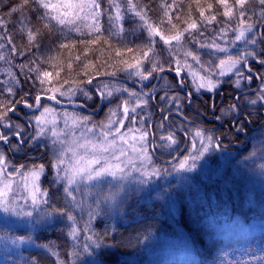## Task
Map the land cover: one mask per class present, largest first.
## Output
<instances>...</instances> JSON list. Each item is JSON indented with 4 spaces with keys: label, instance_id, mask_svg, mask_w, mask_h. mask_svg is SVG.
I'll use <instances>...</instances> for the list:
<instances>
[{
    "label": "snow or ice",
    "instance_id": "obj_1",
    "mask_svg": "<svg viewBox=\"0 0 264 264\" xmlns=\"http://www.w3.org/2000/svg\"><path fill=\"white\" fill-rule=\"evenodd\" d=\"M193 2L196 4V11L199 12V17L195 18L193 16L191 4H189L187 18L182 19L177 14L175 20L180 23H175L172 14L169 12V9L176 8L175 0H173L172 4H168L166 0H161L159 7L162 10V15L158 21H153L149 16V5H142L138 0H127V12L131 13L139 22L137 28L133 29V33L139 31L144 35L142 43L130 46V42H125L124 40L125 29L122 23L124 21V12L121 10L122 5L119 3V0H108L111 12H109L110 27L107 36H105V30L101 23V16L105 14L106 10L102 7L100 0H20L18 4L10 7L6 15L12 17L13 14L20 13L17 23L20 32L26 37V50L31 51L33 47L39 49L44 36L43 30H46L49 38L59 33L57 37L59 40L57 49L59 51L56 55H50L46 59L39 58V64L47 63L53 71L41 70L39 65L28 69L30 72L36 74L35 79L39 82V88L34 97L35 104L28 103L24 97L15 102L0 100V109H2L0 111V126L9 130L15 127L17 131L12 133V135L18 139H22L21 132L23 129L21 126L12 125L8 122V113L14 112L16 105L23 104L27 108H39L42 96H46L48 100L60 103L56 99L57 93L61 96H67L70 102L71 97L76 92H80L85 98L91 99L90 93L81 87V84H92V70H95L97 75L112 77H115L118 72H123L129 79L137 78L141 82L150 80V78L154 77V74L158 77L160 73L166 70L175 71L176 77L180 78L178 82L181 87L184 83L181 74L187 70L188 74L193 78V84L197 90L205 89L209 92L216 89L221 83L219 79H214V77H223L229 73H234L237 77L245 78L240 66L243 64V67L247 68L248 72H252V68L248 63V57L258 59L257 53L253 47V50H247L246 48L237 55L229 54L227 43L228 32L234 33V36L231 38V44L241 41L246 46H255L258 42L257 35L253 34L256 25L252 22V18L248 16L249 6L253 4L260 6L258 15L261 23L264 24V0H215L214 3L211 0H205L204 4L201 3V0H193ZM31 13H35V24L32 22ZM111 13H114V15ZM220 16L224 18L222 21L219 19ZM10 22L11 20L5 21L0 17V27L6 28ZM233 22H235V27L232 26ZM221 23L224 27H221L218 33L210 40L197 38L198 36H204L202 28ZM72 32L76 34L77 38L69 37L68 33ZM248 34L252 35L249 36ZM113 37L117 39L119 46L113 44ZM0 39H3V37H0ZM220 40H225L226 43H218ZM8 43H12L11 38L8 39ZM189 43L196 44L199 48L209 49L210 56H216V54L224 55L217 56L218 63L212 60L203 62L200 54L188 47ZM161 44L163 45V50L172 57L175 68L171 66L167 69L165 68V63L161 60L158 50ZM77 46L82 48V54L73 56L72 53L77 49ZM2 47L3 45L0 44V48ZM64 50L68 52L66 58H62ZM53 51H56V49ZM93 51H99L101 55H104L105 51H107L108 56L104 60L103 65L104 67H112L115 70L112 72H101L92 60H88L85 63L82 60V56L86 59L88 53ZM12 52L15 54L18 50L13 47ZM181 52L183 53V60L177 58ZM19 55H25V51L20 50ZM4 58L3 55H0V60ZM189 58L199 65V70L193 69V65L189 63ZM74 62L83 64L82 69L76 71L75 75H83L88 78L84 81L64 79L63 84L74 85V87H70L67 91L63 90V84L54 86L53 80L59 81L65 65L68 69V75L73 74ZM30 63H36V61H30ZM258 63L264 65V58H259ZM21 67H28V65H21ZM246 78L249 81L252 79L251 76ZM235 83L239 87L240 79H237ZM7 91L10 94L13 92L12 88H8ZM97 93L101 99L112 97L118 93H127V99H123L121 105H119L123 109L125 117L128 116L130 111L135 113L137 108L146 106L148 101L145 97L149 95L148 92L138 93L122 85L107 82L97 88ZM27 95L29 93H25V96ZM163 98L161 97V99ZM132 99L136 101L134 106L130 104ZM170 99L175 100L177 98L171 97ZM257 101L264 102V83L259 88L256 98L249 101V103L256 104ZM230 107L232 110H236L235 105ZM53 111L51 107L44 105L41 114L34 117L37 125V136L45 133V126L47 124L51 123L53 125V128L50 130L52 135L57 137L53 141V145L59 144L60 148L56 152L51 167L56 172V181L65 182L64 193L71 199L74 207H80V205L73 194V185H76V191H79V185L81 184L86 186L93 185L94 182L98 183L102 181L104 177H111L112 181L117 182L116 186L118 190H123L124 181L134 180L139 184H144L148 178L160 175L159 168L151 167V157L147 152V148L143 146L147 137L146 132H142L139 129L136 130L140 132V135L138 138L133 137V140L142 145L140 148H137L136 143L129 145L127 134H122L119 127L115 128L114 131L112 130L114 123L123 125L122 119L117 121L112 119L116 115L115 109L110 110L107 123L101 124L99 142L88 138V133H93L95 128V125L88 127L90 117L79 116L74 113H64L63 117L66 126L70 129H83L81 137L73 139L70 143L60 139L63 132L56 131L55 119H47V116L53 113ZM164 119H167V117H164ZM133 120H135L134 117ZM160 127L162 128L163 124ZM128 131L131 132L132 129ZM191 135L193 138V151H190L189 155L185 156L179 165L174 168L176 171H191L196 166L195 161L209 152L213 146L219 147L220 138L213 136L211 133H206L201 128L192 130ZM109 137H112V139H109ZM33 139H36V137H33ZM117 139L122 145H129L132 153L138 154L136 158L140 160L139 166L136 164V160L130 157L128 152L123 148L119 149L118 156L115 154L117 151ZM160 140L166 142L161 145L162 147H171V145L176 144L175 132L161 135ZM197 140L200 144L199 149L196 148ZM0 141L6 144L9 143V135L0 133ZM77 149H83V154H80ZM109 152L112 153L111 159L117 161L116 163L110 162L109 158L104 155ZM68 153H71L70 159L67 156ZM121 157H127V159L121 160ZM145 161H147V164H145ZM189 161L192 163H189ZM7 169L8 160L5 154L0 151V211L17 216L31 217L33 211L38 210L39 205L48 204V191L47 189H42L39 183L40 177L45 171L44 164H33L26 170L22 164L15 168L14 172L8 173V178H5ZM61 172L63 175H61ZM133 173H138L139 175L133 176ZM15 175H20L23 189L28 193L26 199L31 200L32 210L25 211L23 207H20L18 211L14 198L9 196V193L13 191L15 183L11 177ZM117 194L118 192L110 191L102 199L107 202L114 199ZM99 207L100 199L97 200L96 209L90 213V218H94V215L98 214ZM55 211L64 213V209H56ZM67 219L72 223L69 235L75 237L78 234L75 217L71 212H68ZM84 250L87 251V247ZM58 264H61V262L58 261Z\"/></svg>",
    "mask_w": 264,
    "mask_h": 264
},
{
    "label": "trees",
    "instance_id": "obj_2",
    "mask_svg": "<svg viewBox=\"0 0 264 264\" xmlns=\"http://www.w3.org/2000/svg\"><path fill=\"white\" fill-rule=\"evenodd\" d=\"M19 2L20 0H0V17L5 21L11 20L6 28L0 27V37H3L0 39V44L3 45L0 48V55L5 57L0 60V100L11 99L4 85L5 82L12 81L18 85L15 87V101L24 97L29 102L32 97H35L39 82L35 79L36 74L28 69L39 65L41 70L53 71L49 64H39V58L46 59L50 55L57 54L59 33L49 38L47 31L42 29L44 36L41 47L39 49L33 47L31 51H27L26 37L20 32L17 23L20 13H15L12 17L6 15L10 7ZM100 2L106 10L101 16V23L107 36L111 10L108 0H100ZM138 2L149 5V16L153 21L159 20L162 15L159 7L161 0H138ZM166 2L172 4L173 0H166ZM175 2L176 8L169 9L175 23H180L175 20L177 14L182 19L187 18L189 4H191L193 16L199 17L193 0H175ZM211 2L214 3L215 0ZM119 3L124 12L122 23L125 29V42H130V46L142 43L144 35L139 31L133 33V29L137 28L139 22L127 12V0H119ZM201 3L204 4L205 0H201ZM111 14L114 15V13ZM31 17L35 24V13H31ZM68 35L70 38H77L76 34L68 33ZM9 38L12 40L11 44L8 43ZM113 44L119 46L115 37H113ZM13 47L18 50L15 54L12 52ZM190 47L197 52L196 44L192 43ZM54 49L56 51H53ZM20 50H24L25 55H19ZM158 50L166 69L169 66H175V63L169 59L172 57L165 53L161 45ZM82 51V48L77 46L72 54L73 56L81 55ZM67 55V50H64L62 58H66ZM107 56V51L104 55H101L99 51H93L88 53L86 59L82 56V60L85 63L92 60L101 72H112L114 68L103 65ZM30 61H36V63H30ZM21 65H28V67L22 68ZM82 67L83 64L74 62V72L69 76L65 65L59 81L54 79L53 85L63 84L64 79L86 80L88 78L86 76L75 75V72L80 71ZM122 73L118 72L115 77L121 76ZM91 75L92 77L108 76L97 75L95 70H92ZM130 89L138 92L133 87ZM221 92L226 95L224 89ZM221 92L214 96L215 99L220 97ZM25 93L29 95L25 96ZM198 97L205 98L207 104L202 106L197 104V110L210 115L212 96ZM123 98L125 97L115 94L113 97L104 99L100 115L105 112L107 106L112 104V101L116 100L118 105H121ZM147 107L152 113L153 101L149 100ZM117 111H119L117 115H120L121 107L118 106ZM137 112V110L135 113L131 112V115ZM9 118L15 125L21 126L20 120L10 114ZM9 151L8 154L15 156L12 149ZM8 154L6 152V156ZM45 189L50 191V194L53 192L59 194L58 197L50 198L47 207L52 211L64 209V213L55 211L62 214L63 223H57L33 233L17 231L24 233L22 236L32 238L35 247L23 250L18 256L0 253V264H58V261L61 264H71L73 248L69 232L72 223L67 219V213L71 212L73 215V212L66 207L63 208L60 187L56 182H50ZM163 190L174 191L175 214L166 212L162 200L148 199L151 196L143 199L131 197L128 203L124 204L125 210H121L118 216H112L105 209L98 210V214L92 218L93 234L97 240V247L92 254V264H264V138L256 139L252 136L248 144L235 152L225 163L217 177L213 179L199 177L192 183H187L186 186L175 188L170 182L158 191ZM158 191L152 196L160 197ZM79 214L78 220L82 221L84 216ZM9 233L11 234V231L0 224V234Z\"/></svg>",
    "mask_w": 264,
    "mask_h": 264
},
{
    "label": "rangeland",
    "instance_id": "obj_3",
    "mask_svg": "<svg viewBox=\"0 0 264 264\" xmlns=\"http://www.w3.org/2000/svg\"><path fill=\"white\" fill-rule=\"evenodd\" d=\"M249 8H250V10L248 12V16H250L252 18V22L255 23V25H256V27L254 28L253 34L257 35L258 42L255 46H252V45L246 46L241 41H237L235 44H231V38L234 36V33L229 31L228 32V38H227V43L229 46V54L237 55L238 53L244 51L246 48H247V50H253V47H254V49L256 47H257V49H259V47H260L259 46L260 45L259 35H260V37L261 36L264 37V27L261 28V26L263 24L261 23V19L258 15L260 12V6L258 4H253V5H250ZM219 19L222 21L224 18L222 16H220ZM232 26L235 27V22H233ZM221 27H224V25L222 23L209 25L207 28H202V31H204V36L203 37L198 36L197 38L201 39V40H204V39L210 40L213 36H215L218 33V31ZM206 31H208V32H206ZM72 33L75 34L74 32H72ZM248 35L251 36L252 34H248ZM218 43L225 44L226 41L220 40V41H218ZM190 44H192V43H189L188 47L191 49ZM161 46L163 47L162 44H161ZM197 47H198L197 52L200 54L203 62H208L209 60H212V61L218 63L217 56H223L224 55V54H216V56H210L209 55V51H210L209 49L199 48L198 45H197ZM259 51H262V50L259 49ZM262 52H260V53L263 54ZM165 53L168 54L167 52H165ZM257 55H258V53H257ZM257 57H259V55ZM177 58L183 60V53L181 52ZM251 58L252 57H248V63L250 62L249 60ZM169 59L172 60L171 58H169ZM206 59H207V61H205ZM189 63H191L193 65L194 70H199V65H197V64H195V62L191 61L190 58H189ZM252 65H250V67ZM172 67L175 68V66H172ZM240 68H241V71L244 73V76H246L243 64H241ZM232 75H235V74L229 73L228 75L223 76V77H214V79H219L221 81V83L219 84V86L216 89H214L211 92H209L205 89L197 90L196 86L193 84V78L188 74L187 70L183 71L181 74V78L184 81L182 87L179 85V82H178L180 78H177L176 76L172 77L171 79L173 80V83H171L170 85L173 86L174 88H176L175 90L177 91V94H175L174 96L178 95V96H176L177 97V106H180V104H181V106L184 108L187 105L188 107H191L193 110H196L197 112H199L197 110V107H198V105L200 106V104L197 105V101H195L196 98H198V96H201V95H204V96L205 95L206 96L211 95L212 97H214L218 92H221L222 89H224L226 91V95H224L223 92H221V95L223 96V98L233 97V95L235 93L243 91L242 88H244V82L240 78V86L237 87V86L233 85L234 88L231 87L227 80H228V78H231ZM117 78L128 79L134 83L136 82V84L137 83L138 84H145L143 87H145L146 91H148L149 87L151 86V85H149V83L152 80H154L155 78L158 79L159 76L157 78L156 75L154 74L153 78H150V80L143 81V82L139 81L137 78L129 79L125 73H122V75L117 77ZM163 79H165V78H163ZM106 82L119 84V85H122L124 87L129 88V89L131 87H133L139 93V88L136 85L127 84L125 82L101 80L98 83L97 81H94V82H92V87H90V84L89 85H86V83L81 84V87L85 88V90H87L90 93V95L92 97L91 99L85 98L83 96V94L80 92H76V94L71 97V102L69 101V98L67 96H61V95H59V93L56 94V98L62 102H66V103H73V102L79 101L87 109L94 110L92 113H97V115H88V114L83 115V114L78 113L77 111H74V110L73 111L72 110L71 111L70 110H62V109L56 108V107L52 106L51 104H49L46 99H44V100L41 99V108L39 110H37V112H35V113H33L32 109L30 110V108H27L24 105H23V107L16 108V110L14 111V112H18V113L24 112L28 122H31L32 126L34 128L33 137H36V139H33V137H32L31 140L33 142V145L36 143L42 144L43 146H41V148L44 147L46 150V152L43 150L45 152L43 156H41L40 153L35 152V154L33 156L37 157L38 159L34 162L31 161V163H29L27 165L25 164L26 165L25 170L27 168H30L33 164H44L45 165V171H44V174L40 177V181H39L40 187L42 189H45V186H47V184H49L50 182H54V183L56 182L58 184V186L60 187L59 191H60L61 197H62L63 208L66 207L67 210L72 211L73 216L75 217L76 227L78 229V234L75 237L69 235L70 236L69 239H70V242H71V245L73 248V252H72V255L70 258L71 264H92L93 263L92 262L93 261L92 254H93L94 249L97 247L96 246L97 240L93 234L94 228L92 226V218H90V211H93L94 209H96V204H97L98 199H100L99 209L101 208V209L108 210L112 214V216L113 215L118 216V214H120L121 210H125L124 204H127L128 200L131 197H136L137 199H143V198H147L149 196H151V198H148V199H151V200H156V201L162 200L164 203L163 206L167 210L166 212L168 214H169V212H172L173 214H175L176 213V205H175V200H174L175 199L174 191L163 190V191L159 192L158 190L162 186L166 185L167 183L169 184L170 182H172V186H174V188L175 187H183L184 185L186 186L187 183H192L195 179H197L199 177H207V178L213 179V178L217 177V175L220 174L221 168L231 158V156H233L235 152L244 148L248 144V142L251 140L252 136L255 137L256 139L264 138V131H258L255 133L254 132H244V136L240 135L239 137H237V135H235L233 132H229V134L227 136H225L223 142L226 143L227 141H232V140L236 141L239 138V143L241 144L240 149H238L239 147L235 148V149H233V148L229 149L227 147H224L225 149L221 150L219 152V154H217L215 152L216 147L213 146L209 152L205 153L204 156H202L199 160L195 161L196 166L191 171H183V170L176 171V170H174V168L179 165L180 161L183 160L185 156L189 155L190 151H193V149H192L193 138H192L191 132H183L182 137H186V143L184 142V138H181V137L179 138L176 136V144L171 145V147H162L161 145L165 144L166 142L161 141L160 136L164 135V134H161L160 136L159 135L156 136V133H154L155 135L149 136L147 126L145 127V123H146L147 119L150 118V115H151V114H147L148 111L150 110L147 107V105L141 106L146 110V115H144V118H141L139 116L141 111H140V113L138 112L139 114H135V115H131L132 113L130 111L128 113L129 118L127 120V118L124 116L122 108H121V114L117 115V112H119V111H117L119 103L116 100L112 101L111 102L112 104L107 106L105 112L102 115H100L102 113L101 110H102L103 104L102 105L100 104V100L98 99V96L96 95L95 91H97V88H99L103 83H106ZM152 82H151V84H152ZM17 86L18 85L12 81L11 82L8 81L7 83L5 82V85H4L5 91L7 93H9L7 91L8 88H12V90H13V92L11 94L9 93L10 97H11V99H10L11 101H15V94H16V88L15 87H17ZM161 86H163V87L169 86L168 80L163 81L161 83ZM70 87H74V85L73 84H67V85L64 84L63 90L67 91ZM251 91H253V90H251ZM251 91L246 90L244 93H248ZM240 93H242V92H240ZM48 94H51V93H48ZM239 94H237V95H239ZM116 95H118V96L121 95L122 97H125V99H127V93H118ZM237 95L235 94V96H237ZM200 98L205 99L203 97H200ZM103 102H104V99H103ZM28 103L35 104L34 97H32ZM135 103H136L135 99H132L130 101V104L133 106L135 105ZM74 104L76 106L78 105V103H74ZM44 105H47L54 110L53 113H51L47 116V119L48 120L55 119L56 131L57 132H61V131L63 132V134L60 136V139L65 140L66 142H69V143L73 139L80 138L83 129L82 128L70 129L68 126H66L65 122H64V117H63L64 113H66V112L67 113H74V114H77L79 116L90 117V122L88 124V127H93V125H95V128H94L93 133H88V138L93 139L96 142H99L100 141L101 124L107 123V118L110 114V110L115 109L116 115L118 117H116V115H115L112 119L114 121L122 119L123 125L121 126L118 123H114L112 125L113 126L112 130L114 131L115 128L119 127L120 132L122 134H127V139L129 141V145L132 143H136L137 148H140L142 145L139 142L133 140V137L138 138L140 135V132H138L136 130L139 129L142 132H146L147 137H146V140H145L143 146L147 148V152H148L149 156L151 157V167L159 168L160 169V175L152 176V177L148 178L147 182L144 184H139V183L135 182L134 180L124 181L123 182V185H124L123 190H118V188L116 186L117 182L112 181L111 177H104L102 181H100L98 183L94 182L93 185L86 186V185L81 184V185H79V191H76L77 186L73 185V194L76 196V201L80 205V207H74L72 202H71V199L69 197H67L66 194L64 193L65 182L64 181H60V182L56 181V179H55L56 172L51 167V165L55 159L56 152L60 148L59 144H57L55 146L53 145V141L57 139V137H54L52 135V132L50 130L53 128V125L51 123L47 124L45 126V133L43 135L37 136V125H36V122L34 120V117L39 116L41 114V112L43 111ZM33 108H35V107H33ZM186 109H188V108H186ZM200 112H202V110ZM9 113H8V122H10L12 125H15V123H13L11 121V119L9 118ZM98 115H100V116H98ZM193 115H196V114H193ZM95 116H98V117H95ZM133 117L135 118V120H133ZM193 118H195L196 120H202L199 115H196ZM125 122H126L127 127H123ZM148 123L149 122L147 121L146 124H148ZM210 127H212V125ZM156 128L157 127H155V129ZM15 129L16 128L13 127L11 130H9L7 128H4L3 126H0V130L2 131V133L7 134V135L11 134L12 131H14ZM129 129H132V131L129 132L128 131ZM155 129H154V131H155ZM23 133L25 134V132H23ZM245 133H246L247 137L245 136ZM175 134H177V133H175ZM219 135H221V132ZM28 138H29V136L26 139H28ZM109 139H112V137H109ZM246 140L248 142H246ZM80 142H82V141H80ZM22 144H23V142L21 143V145ZM152 144H153V150H152ZM185 144H186V146H183ZM129 145H122L120 143V141L117 139V151L115 154L118 156L119 155V149L123 148L126 152H128L130 157H132L136 160V164L139 166L140 160L136 158L138 154L132 153ZM199 147H200V144H199V141L197 140L196 141V148L199 149ZM9 149H12L14 151L13 153L15 154V156L17 155L16 153H18V150L15 147L9 148ZM9 149H8V151L7 150H3V151L1 150V151L6 156V152H10ZM77 151L80 154H83V149H77ZM104 155L109 158L110 162H112V163L117 162V161L111 159V157H112L111 152L105 153ZM67 156L70 159L71 153H68ZM166 156H167V159H165ZM126 159H127V157H121V160H126ZM189 163H192V162L189 161ZM145 164H147V161H145ZM61 175H63L62 172H61ZM137 175H139V174L133 173V176H137ZM5 178H7V177H5ZM11 178L15 181V183L13 185V191L9 193V196L11 198H14L15 203L17 205V210L19 211L20 207H23L25 211L32 210L31 200L26 199V197L28 196V193L26 191H24V189H23L20 176H13ZM110 191L111 192H118V194L115 196L114 199H111V200L105 202L102 199V197L105 194H108ZM157 191H158V195H161V196L160 197L152 196V194L157 192ZM48 194H49L48 195V203L50 201V198L58 197V195H59V194H57V192H53L50 194V191L48 192ZM50 204H52V203H50ZM152 208H155V207L152 206ZM78 214L84 216L82 221L78 220ZM57 223H63L62 214L55 212V211H52L51 209H49L47 207V204L46 205L45 204L39 205L38 210H34L33 215L31 217L17 216V215H13L12 213H5L3 211H0V224H2L5 228H7L8 231H11V234L10 233L4 234V235L0 234V253H2L3 255L11 254V255L18 256L21 254V252L23 250L31 249V248L35 247L32 238H30L29 236H22L24 233H18L17 231L25 232V233L27 231L28 233H33L36 230H40V229L45 228V227H50V226H53ZM89 237H91V239H89ZM85 247H87V251L84 250Z\"/></svg>",
    "mask_w": 264,
    "mask_h": 264
},
{
    "label": "flooded vegetation",
    "instance_id": "obj_4",
    "mask_svg": "<svg viewBox=\"0 0 264 264\" xmlns=\"http://www.w3.org/2000/svg\"><path fill=\"white\" fill-rule=\"evenodd\" d=\"M259 42L260 47L262 51H259L257 47L254 49L255 52L258 53L259 58H264V37L259 35ZM257 49V50H256ZM262 52L263 54H261ZM257 55V56H258ZM258 59L251 58L249 61V66L252 68V72H248L247 68L245 69V78H241L244 82V88H242L243 91L235 93L233 97L223 98L221 95L219 98L215 99V97L211 98V105H210V115H207L203 112H197L196 110H193L191 107H182L177 106V99L172 100L171 97L177 94V91L175 90L173 86L170 84L173 83L172 77L176 76L175 71H165L163 73L159 74L158 79L152 80L149 83L151 85L149 87V90L146 91L145 87H143L145 84H136V86L139 88V92H148L149 95L145 97L147 101L151 100L153 101V111L150 113L148 111L147 114H151L150 118L147 119L145 123V127L147 126V130L150 135H161V134H168L169 132H175L177 137L184 138V142L186 143V137H182L183 132H192V130L196 128H201L205 130L206 133H211L215 137L220 138L219 147H216L215 152L219 154L221 150H224V147H227L229 149L238 148L240 149V143L239 138L236 141H227L226 143L223 142L225 136L229 134V132H233L237 137L244 136V132H258V131H264V102L257 101L256 104H251L249 101L256 98L257 92L259 88L261 87L262 83H264V65L258 63ZM170 72V73H169ZM167 74V75H166ZM251 76L252 79L249 81L246 77ZM166 78V79H163ZM240 79V77H237L236 75H232L231 78H228V83L231 87L236 86V80ZM165 80H168L169 86H161V83ZM136 83V82H135ZM90 87H92V84H90ZM234 88V87H233ZM246 90H253L248 93H244ZM235 96V97H234ZM44 97V96H43ZM46 97V96H45ZM161 97H164L161 99ZM177 98V97H176ZM57 99V98H56ZM125 99V98H123ZM44 100V99H43ZM58 100V99H57ZM60 101V100H59ZM197 104L206 105L207 100L202 99L200 97L196 98ZM62 102V101H60ZM192 102V101H191ZM49 104L52 106L62 109V110H74L78 113H81L83 115H97V113H91L90 111H94L91 109H87L84 105H82L79 101L73 102L78 103L77 109H66L63 107H60L59 105L48 101ZM65 103V102H63ZM104 103V102H103ZM102 103V104H103ZM101 104V105H102ZM235 105L236 110H232L230 106ZM23 107V104L16 105V108ZM39 108H30L32 109L33 113L37 112ZM188 108V109H186ZM99 110V109H98ZM140 113V117L144 118V115H146V110L143 107H139L136 109ZM206 111V110H205ZM137 112V114H139ZM16 113V114H15ZM32 113V114H33ZM10 116L20 120L21 122V128L23 129L21 132L22 139H18L16 136L12 135L17 129L12 131L11 134H9V143H4L0 141V151L7 150L9 148H15L18 150V153H16V156H11L8 154L6 157L8 160V169L5 173V177L8 178V173L14 172L15 168L19 167L20 165H24L26 167L27 164L36 161L38 158L33 156L36 153H40L41 156L44 155L46 152L45 148H41L43 146L42 144L36 143L33 145L32 137L34 128L32 126L31 122H28L26 115L24 112H10ZM199 115L202 120H196L193 118L196 115ZM164 117H167V119H164ZM26 118V119H25ZM127 120L129 118V115L126 117ZM163 124V127L161 128L160 125ZM212 125V127H210ZM24 126V127H22ZM144 126V125H143ZM123 127H127L126 122ZM155 127H157L155 129ZM113 129V126H112ZM155 129V131H154ZM0 132H2L0 130ZM25 132V134L23 133ZM127 132V131H126ZM221 132V135H219ZM218 135V136H217ZM29 136L28 139H26ZM245 136L247 137L246 133ZM248 140V139H247ZM246 140V142H248ZM23 144L21 145V143ZM21 142V143H20ZM4 144V145H3ZM3 145V146H2ZM183 146H186L183 145ZM45 152H44V151ZM152 150H153V144H152ZM241 150V149H240ZM6 152V151H5ZM167 158V156L165 157ZM26 164V165H25ZM20 176V175H15ZM13 177V176H12Z\"/></svg>",
    "mask_w": 264,
    "mask_h": 264
},
{
    "label": "water",
    "instance_id": "obj_5",
    "mask_svg": "<svg viewBox=\"0 0 264 264\" xmlns=\"http://www.w3.org/2000/svg\"><path fill=\"white\" fill-rule=\"evenodd\" d=\"M263 27H264V24L261 26V28H263ZM104 79H108V80H112V81H120V82H125L127 84L135 85V83L132 82L131 80L121 79V78L112 77V76H95V77H93V81L94 80H104ZM86 85H89V84H86ZM96 95L98 97H100L97 92H96ZM42 99H46L47 101L53 102V103H55V104H57L63 108L77 109V106L74 103H62V102L56 103L55 101L48 100L46 97H43V96H42ZM100 100H101V98H100ZM101 102H102V100L100 101V103ZM90 112L92 113L93 111H90Z\"/></svg>",
    "mask_w": 264,
    "mask_h": 264
}]
</instances>
